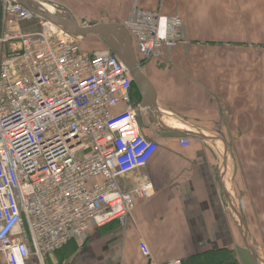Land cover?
Returning a JSON list of instances; mask_svg holds the SVG:
<instances>
[{"label": "crops", "instance_id": "crops-1", "mask_svg": "<svg viewBox=\"0 0 264 264\" xmlns=\"http://www.w3.org/2000/svg\"><path fill=\"white\" fill-rule=\"evenodd\" d=\"M53 1L94 23L121 24L135 5L179 14L190 44L165 49L141 66L157 91L161 116L143 107L139 126L159 148L121 185L151 183L153 196L136 200L124 227L114 220L93 228L84 242L71 239L29 264H163L221 249L243 264L238 250L248 249L234 194L250 208L247 225L252 210L264 234V0ZM132 98L141 102L138 89ZM185 127L200 135L178 132ZM182 137L191 140L189 147L180 144Z\"/></svg>", "mask_w": 264, "mask_h": 264}, {"label": "built area", "instance_id": "built-area-1", "mask_svg": "<svg viewBox=\"0 0 264 264\" xmlns=\"http://www.w3.org/2000/svg\"><path fill=\"white\" fill-rule=\"evenodd\" d=\"M34 19L41 30L25 31ZM121 24L141 61L190 44L179 14L135 5ZM81 38L16 0L1 2L0 264L43 262L93 228L124 227L136 200L154 194L151 183L121 185L159 148L140 129L131 70L109 49H84ZM140 248L151 256L147 242Z\"/></svg>", "mask_w": 264, "mask_h": 264}, {"label": "water", "instance_id": "water-1", "mask_svg": "<svg viewBox=\"0 0 264 264\" xmlns=\"http://www.w3.org/2000/svg\"><path fill=\"white\" fill-rule=\"evenodd\" d=\"M34 13H36L39 17H42L48 21H51L59 26L70 31L71 34L75 36H89L96 35L100 36L104 39H107L110 42V45L113 52L116 53L122 61L127 65V67L131 70L134 83L141 94V105L144 108H149L152 111L158 113V103H157V91L152 84V82L148 79L145 72L143 71L137 53L134 47V41L129 33V31L120 23H87V19L83 18L81 20V24L73 18L72 15L68 14H52L51 11L48 10L42 11L37 8L39 3H30L29 0H16ZM41 5L39 4L38 7ZM181 134H190L194 136H199L200 132L196 129L185 127L181 130H178ZM239 217L241 221H244L243 215L239 213ZM249 233V232H248ZM247 248L251 251V253L256 257L257 263L259 264V252L258 249L251 244L246 239Z\"/></svg>", "mask_w": 264, "mask_h": 264}, {"label": "rangeland", "instance_id": "rangeland-1", "mask_svg": "<svg viewBox=\"0 0 264 264\" xmlns=\"http://www.w3.org/2000/svg\"><path fill=\"white\" fill-rule=\"evenodd\" d=\"M29 1H30V3L32 5H33V3H39L41 6L38 7L39 6V4H38L37 8L41 9L42 11L48 12V10H49V11H51L50 13L55 14V15L56 14H61V13L72 15L73 18H75L80 24H81V20L83 18L87 19V23L88 24L95 22V21H92V20L89 21L88 17H82V16H79V15H76V13H74V10L70 9L66 4H63L60 1L59 2L58 1H53V0H48V1L47 0H29ZM0 2H2V0H0ZM51 6H53V8L55 10H53ZM89 18L95 20L94 17H89ZM102 23H112V22H108L107 21V22H102ZM114 23H116V22H114ZM60 27H62V26H60ZM24 29L27 32L37 31V30H41V25H40L38 19H34L32 21L26 22L24 24ZM62 29H64L66 32H70L69 30H67V29H65L63 27H62ZM80 40H81V44H82L83 48L86 49V50L94 51V50H106V49H109L111 51H114L112 49L111 45H110V42H108L107 39H104V38H102L100 36H96V35L82 36V38ZM135 51H136V48H135ZM136 53H137V56H138V59H139V63L142 66V63L144 61H141L140 55L138 54L137 51H136ZM138 103L141 104V102H138ZM228 188H229V190H231L230 183H228ZM233 200H234L235 205H236V208H234V214H235V217H236L237 221L238 222L240 221L239 213L241 215H243V219H244V221H241V226H240L241 227L240 228V233L243 235L242 238L244 237L243 240L245 241V242L243 241V244H244V246L247 247L246 239L251 244H253L258 249V252H259V258H258L259 264H261V263L264 264V245H262V244H264L263 229H262V226L259 223H254L252 221L253 220L252 218L255 219L258 214L256 215V217H254L255 213L252 210H251L252 214L248 213V216H247V219H248V222H249L248 223L249 227H248V225L246 223V220H245V217H244V212L246 213L248 210L250 211V208L246 206V202L242 201L239 198L238 195L234 194ZM253 210L255 212H257L256 209H253ZM252 231H253V233L257 234L256 237L253 235ZM238 252H239V254L241 256L243 264H258L257 260H256V257L251 253V251L249 249H248V251H244V250H240L239 249ZM235 259L237 260L236 257H235ZM237 262H238V260H237ZM238 264H239V262H238Z\"/></svg>", "mask_w": 264, "mask_h": 264}, {"label": "trees", "instance_id": "trees-1", "mask_svg": "<svg viewBox=\"0 0 264 264\" xmlns=\"http://www.w3.org/2000/svg\"><path fill=\"white\" fill-rule=\"evenodd\" d=\"M132 88L137 89L135 83H133ZM183 264H238V262L230 250L221 249L215 252H208L204 255L192 256L189 259L183 260Z\"/></svg>", "mask_w": 264, "mask_h": 264}, {"label": "bare ground", "instance_id": "bare-ground-1", "mask_svg": "<svg viewBox=\"0 0 264 264\" xmlns=\"http://www.w3.org/2000/svg\"><path fill=\"white\" fill-rule=\"evenodd\" d=\"M52 7V6H51ZM57 8V7H56ZM46 10V9H45ZM53 11V10H52ZM262 264V263H261Z\"/></svg>", "mask_w": 264, "mask_h": 264}]
</instances>
